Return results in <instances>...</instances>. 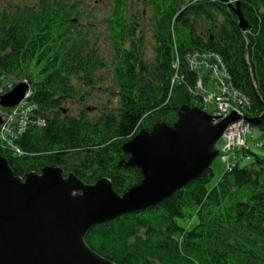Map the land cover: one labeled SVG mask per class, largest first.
<instances>
[{"label":"trees","instance_id":"obj_1","mask_svg":"<svg viewBox=\"0 0 264 264\" xmlns=\"http://www.w3.org/2000/svg\"><path fill=\"white\" fill-rule=\"evenodd\" d=\"M107 1L109 11L96 12ZM140 3L152 14L150 61ZM241 11L252 26L246 33L219 0H0V76L28 79L46 119L15 141L25 155L2 146L0 155L16 177L52 166L89 185L108 178L124 195L143 175L127 166L123 146L140 130L173 126L183 107H199L189 90L194 54L222 60L250 100L247 120L264 131V0H242ZM176 63L185 81L171 87ZM107 67L111 100L91 117L95 109L84 104ZM77 99L84 107L70 115ZM250 154L217 183L212 165L155 207L94 227L86 244L116 264H264V156Z\"/></svg>","mask_w":264,"mask_h":264},{"label":"water","instance_id":"obj_2","mask_svg":"<svg viewBox=\"0 0 264 264\" xmlns=\"http://www.w3.org/2000/svg\"><path fill=\"white\" fill-rule=\"evenodd\" d=\"M219 1L234 11L244 33L252 29L241 0ZM28 88L20 83L0 97V106L14 107ZM240 118L233 113L214 124V116L183 107L173 126L141 130L123 150L130 155L127 166L140 169L143 179L124 195L114 191L108 178L89 185L52 166L22 180L0 155V264H116L93 251L86 234L100 224L155 207L198 179L217 158L226 128Z\"/></svg>","mask_w":264,"mask_h":264},{"label":"built area","instance_id":"obj_3","mask_svg":"<svg viewBox=\"0 0 264 264\" xmlns=\"http://www.w3.org/2000/svg\"><path fill=\"white\" fill-rule=\"evenodd\" d=\"M213 59L215 61H213ZM195 60L198 62V68H206V70L211 69L212 71L215 70L218 72V77L214 78L216 80L214 86L216 90L215 92L208 93L204 88H201V93L197 91L198 95L203 98L206 110H208V104L209 106H212V109L209 112L217 117L218 120L216 123L227 118L232 113H236L243 117V119L234 122L226 129L223 135V143L219 148V154L222 163L224 164L225 172H231L237 167V165L250 160V157L247 154L249 147L246 137L251 134L252 129L250 123L244 119L245 110L251 105L250 100L244 93L233 86L232 78L227 72L224 63L218 56L209 53L202 55L194 54L190 57L189 67ZM179 68V64L176 63L174 69L179 70ZM175 78L176 80H180L178 74ZM181 78L183 80L182 76ZM179 82L180 81L177 83ZM173 83H176L175 79H173ZM200 83H202V76L198 79V87L200 86ZM11 88V82H5L3 85H0V95L5 94ZM194 88L196 89V86ZM194 94L196 95L197 93ZM31 96L32 93L28 92L25 99L9 112L4 113L0 110V116L4 119L3 125L0 128L1 137L10 134L14 137V143L26 132L30 124L37 125L38 127L45 126L46 121L35 114L37 108L31 103ZM20 153L22 154L21 151Z\"/></svg>","mask_w":264,"mask_h":264},{"label":"rangeland","instance_id":"obj_4","mask_svg":"<svg viewBox=\"0 0 264 264\" xmlns=\"http://www.w3.org/2000/svg\"><path fill=\"white\" fill-rule=\"evenodd\" d=\"M108 5H109V1L105 2L104 4H100L98 6L96 12H100L102 14L107 13L109 11ZM140 10L144 12V15L141 18V22L144 25L143 36H144V46L146 48V55L145 56H146V59H148V61H150L152 59V54H153L152 52H153V47H154V41H153V38H152L151 25H150V18L152 16V14H151V12L148 9L146 10L143 7L142 3H140ZM101 30L102 31H104V30L106 31V29H104V26H101ZM107 39L108 38H106V39L102 38V40H104V43L106 45L105 49H108V47H109L108 43H107L108 42ZM101 45L103 46V41H101ZM214 59H213V61L216 60V59L215 60ZM189 62H190V57L188 59V63ZM112 71H113V67H107V68H105L102 71V75H103V78H104L103 84H101L95 90L92 91V96L84 104L85 107H90V108L95 109V110L91 111V117H94L96 115L98 116L101 113V111L103 109V106L105 104H107L111 100V96L109 94V90H111L114 87V84L111 82V80L113 79V72ZM190 71L196 73L197 78H198V76L199 77L202 76V83H200L199 87L196 84V89L195 88H189V90L191 92L197 93L196 94V97H197L196 99L198 100V104H199V107H191V108H199L201 111L207 113L208 111H210L212 109V106L211 105L209 106V104H208L207 105L208 106V110H206V108L204 107L203 101L202 102L199 101V99L201 100V97H200V95H198V92L201 93L202 92L201 88L205 89V87L211 88V89H209V92H212V93L215 92L216 90H215L214 86H215L216 80L214 78L218 77V72L215 71V70L212 71L211 69L206 70V68L205 69L204 68L203 69L202 68H198L197 60H195L191 64ZM177 74H178L180 80H176L175 77H176ZM173 79H175L176 84H181L184 81L181 78V69L180 68H179V70L174 69V73H173L172 80H171V87L174 84L173 83ZM178 81H180V82L177 83ZM197 83H198V81H197ZM209 102H211V101H209ZM84 106L83 105L81 106L79 104V100L77 99V100L69 103L66 108L69 110V114L70 115H77L78 112H79V109L83 108ZM97 108H99L100 110H97ZM181 111H182V109H181ZM159 124H162V123H159ZM159 124L154 125L153 129L151 131H148V132H152L154 130L155 126H157ZM252 127H253L252 128L253 135H248L247 143H249L252 146V149H253L252 152L253 153H255V154L259 155V156H264V131H262L261 128L259 126H257V125H252ZM140 131H138L137 134ZM13 139H14V137L11 136L10 134H8L7 136L6 135L2 136V137L0 136V146L9 147V148H11V150H13L15 155L22 156L24 153L21 154L20 151L16 148V146L13 143ZM213 168H214V171H215V177H214L213 183H217L219 181V179L222 177L223 173H224V164L222 163V160H221V158L219 156H217V158L214 160ZM180 223L182 225H186L188 222L185 221V220H181Z\"/></svg>","mask_w":264,"mask_h":264},{"label":"bare ground","instance_id":"obj_5","mask_svg":"<svg viewBox=\"0 0 264 264\" xmlns=\"http://www.w3.org/2000/svg\"><path fill=\"white\" fill-rule=\"evenodd\" d=\"M221 143H223V140H222V142Z\"/></svg>","mask_w":264,"mask_h":264}]
</instances>
